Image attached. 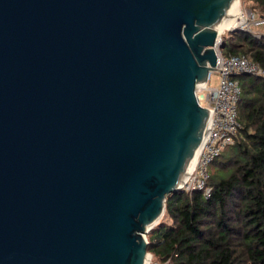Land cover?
I'll use <instances>...</instances> for the list:
<instances>
[{
    "label": "water",
    "instance_id": "water-1",
    "mask_svg": "<svg viewBox=\"0 0 264 264\" xmlns=\"http://www.w3.org/2000/svg\"><path fill=\"white\" fill-rule=\"evenodd\" d=\"M235 2L0 0V264H146Z\"/></svg>",
    "mask_w": 264,
    "mask_h": 264
},
{
    "label": "trees",
    "instance_id": "trees-1",
    "mask_svg": "<svg viewBox=\"0 0 264 264\" xmlns=\"http://www.w3.org/2000/svg\"><path fill=\"white\" fill-rule=\"evenodd\" d=\"M264 18V0H241ZM224 56H245L264 69V34L222 35ZM239 129L210 165V198L177 191L147 235L154 264H264V78L239 76Z\"/></svg>",
    "mask_w": 264,
    "mask_h": 264
},
{
    "label": "built area",
    "instance_id": "built-area-1",
    "mask_svg": "<svg viewBox=\"0 0 264 264\" xmlns=\"http://www.w3.org/2000/svg\"><path fill=\"white\" fill-rule=\"evenodd\" d=\"M242 12V11H241ZM245 18L239 30L261 38L262 33L253 28L264 27V18L248 10L242 12ZM221 36L218 45L221 44ZM215 73L208 76L205 87L196 86L194 95L200 107L209 110L205 133L199 152L187 178L180 187L185 193L200 192L205 200L210 198L211 188L208 186L210 165L222 152L234 144L239 123L237 121V104L241 96V88L237 77L250 76L264 78V69L249 61L245 56H224L216 51ZM212 74H217V86L210 84ZM150 264L151 258L149 259Z\"/></svg>",
    "mask_w": 264,
    "mask_h": 264
},
{
    "label": "bare ground",
    "instance_id": "bare-ground-1",
    "mask_svg": "<svg viewBox=\"0 0 264 264\" xmlns=\"http://www.w3.org/2000/svg\"><path fill=\"white\" fill-rule=\"evenodd\" d=\"M237 1L238 0H236L232 8L229 10L227 16L220 22L219 28H216L217 32H223L225 30H233L236 29L238 26H242L244 24L245 18L242 16V13L238 10V5L236 4ZM148 262L149 259L147 260L146 264H148Z\"/></svg>",
    "mask_w": 264,
    "mask_h": 264
},
{
    "label": "rangeland",
    "instance_id": "rangeland-1",
    "mask_svg": "<svg viewBox=\"0 0 264 264\" xmlns=\"http://www.w3.org/2000/svg\"><path fill=\"white\" fill-rule=\"evenodd\" d=\"M237 5H238V10L241 12H245V11H248V9L244 6V4L242 3V1L241 0H238L237 1V3H236ZM241 12V13H242ZM243 16V15H242ZM244 23H245V20H244ZM244 25V24H243ZM242 25V26H243ZM239 27H241V26H238L237 28H236V30H239ZM253 30H255V32H258V33H262V34H264V27H261V28H253ZM228 31H230V30H225V31H223V32H217L220 36H221V39H222V35L224 34V33H226V32H228ZM218 81H219V78H218V76H217V74H212L211 75V79H210V84L212 85V86H217V84H218ZM148 235V234H147ZM147 235H146V239H147ZM148 264H149V262H148ZM152 264H154V263H152Z\"/></svg>",
    "mask_w": 264,
    "mask_h": 264
}]
</instances>
